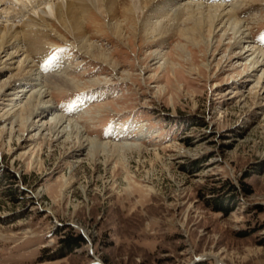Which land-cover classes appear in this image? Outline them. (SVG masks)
<instances>
[{
    "label": "rangeland",
    "instance_id": "rangeland-1",
    "mask_svg": "<svg viewBox=\"0 0 264 264\" xmlns=\"http://www.w3.org/2000/svg\"><path fill=\"white\" fill-rule=\"evenodd\" d=\"M113 2L84 13L83 39L55 19L18 35L11 68L24 60L32 79L39 74L50 114L118 151L90 155L46 131H21L4 112L36 88L22 96L17 80L0 93V264H264V66L253 72L234 40L217 43L222 32L204 54L169 22L178 7L222 6L264 54V0H171L166 18H157L165 0L149 15ZM4 67L0 87L12 71ZM66 234L84 243L65 252Z\"/></svg>",
    "mask_w": 264,
    "mask_h": 264
},
{
    "label": "bare ground",
    "instance_id": "bare-ground-1",
    "mask_svg": "<svg viewBox=\"0 0 264 264\" xmlns=\"http://www.w3.org/2000/svg\"><path fill=\"white\" fill-rule=\"evenodd\" d=\"M157 1L158 0H130L131 5L128 6V12L136 14L140 10H142V12L145 10V14H148L150 12V9H154ZM170 1L171 0H165L164 6L161 8L160 12H158L159 14L157 18H166V15H168V12H166V7L171 6ZM111 3L115 4L113 0H0V66L4 67L3 64H7L3 69L5 70L9 67L11 68L15 65L16 59H19V57H21L22 53L19 49V46L17 45V40H19L20 42V37H18V35L26 34L27 30L29 31V33H33L34 31H36V28H40L42 24H47L51 27V20L55 19L62 26L68 25L76 40L83 39L84 31L81 22L83 15H85L84 13L90 10L91 7L96 8L99 11L101 10L104 13L103 9H106L108 4L111 5ZM131 6H133L134 11L131 10ZM226 10L227 9L223 10L222 6H210L206 8L198 5H188L182 8L178 7V9H176L175 11H171L173 13L169 12L171 13L169 22L173 24H179V26H181V29L179 31L180 36L192 41L194 46L204 54L206 53V49H208L210 44H212L214 39L216 38V32H222V35L218 39L217 43H222L224 38L228 39L229 41L234 40L233 46L237 49H242L243 51H245L242 54L243 56L249 54L247 55V58H251L250 65L252 66V68L256 66L253 72L260 70L264 66V54L260 50H254L249 47L248 42H246V38L243 37L244 35L238 32L236 26L238 22L233 19L230 13H226ZM65 19H67V22L65 21ZM164 25L162 23L159 25L157 24V26H155V31H158L161 35L166 34V32L168 31L162 33V27ZM33 27H35V29H33ZM118 30L120 29L115 25V31ZM120 32L122 31L120 30ZM22 38H26L24 42L29 45H33V47H38L41 44V42L39 43L36 38H30L28 36H23ZM86 44L84 45L83 43L82 46H86L85 50H87V54H91L92 50H96L92 46L87 48ZM23 51L26 52V49ZM180 51L182 52L184 51V49L180 48ZM188 52L190 54V61L193 63V54L189 50ZM98 56L101 60L107 59V57H105L106 55L103 53L99 52ZM243 56L240 57L242 58ZM163 68L167 72L169 71L173 73L172 79L176 78V69L174 67V64H169L165 61V63L163 64ZM217 68L219 70L218 65ZM11 69L12 71L10 72L9 76L5 77L6 82L4 81L5 83L3 84V86H1L3 87L0 92L2 93V95L6 96L10 89L14 88V84L17 83V80L20 81L19 85H21L20 83L22 82V84L25 83L24 88H21L19 86H17L18 88H16L18 92L21 91L20 93L23 94L22 96L25 95L24 93L28 92L26 91L28 90V87H30L29 89L36 88L34 92H29L30 95L28 99H26L23 104L19 106L17 112L11 114V110L13 107H15L16 104H10L8 106L11 108V110L4 112L5 114L3 116L6 115L5 118L15 119L14 122H11V125L19 124L21 131H24L26 129L33 130L34 128L40 130V132L41 130L46 131L49 133V135L53 136V138L56 137L55 140L58 138H65V140L68 141L71 140L72 143L80 149L84 146L88 148L90 155H97L99 153L108 154L117 150L116 146H110L109 144H98L87 139L84 140L71 122H65L64 119L62 120V118H56L55 116H52V114L50 113H52L53 108L52 105L49 104L51 100L49 92L43 90L42 88L44 87L39 84L40 82H42V78L38 73L34 75L33 79L32 77H30L33 69L28 68L26 61L19 60L18 65ZM1 73L2 71L0 72V74ZM262 81H264V69L257 79L256 86L260 87ZM256 89L257 88H254V90ZM166 90L168 89L160 88L158 92L159 94L161 93V95H164V92ZM259 92L260 91H257L255 95L258 96L260 94ZM47 98L50 100H45ZM38 115L42 116V118H45L47 115L52 117L49 123L46 125L43 124L38 127L34 123L30 124V122H32L31 118ZM44 118L42 120H44ZM9 132L11 133V129ZM127 150L132 151L133 149ZM214 256L216 257V260H219L218 255ZM219 264H221V262H219Z\"/></svg>",
    "mask_w": 264,
    "mask_h": 264
},
{
    "label": "trees",
    "instance_id": "trees-1",
    "mask_svg": "<svg viewBox=\"0 0 264 264\" xmlns=\"http://www.w3.org/2000/svg\"><path fill=\"white\" fill-rule=\"evenodd\" d=\"M233 190V187H231ZM220 206V205H218ZM84 243L83 238L80 235H67L60 241L61 244V248L65 251V252H70L72 251L74 248H77V246L81 245Z\"/></svg>",
    "mask_w": 264,
    "mask_h": 264
}]
</instances>
